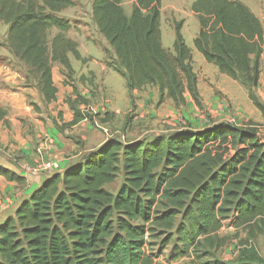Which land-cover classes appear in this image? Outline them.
I'll use <instances>...</instances> for the list:
<instances>
[{
  "label": "trees",
  "instance_id": "16d2710c",
  "mask_svg": "<svg viewBox=\"0 0 264 264\" xmlns=\"http://www.w3.org/2000/svg\"><path fill=\"white\" fill-rule=\"evenodd\" d=\"M73 7V0H0V21L8 27L0 46L28 67L29 76H38L47 103L57 93L52 64H60L68 77L69 54L84 62L77 43L64 35L71 23L57 16ZM190 9L199 24L194 49L221 75L247 86L264 118V106L252 94L259 82L264 23L240 1L195 0ZM91 12L114 52L112 69L129 91L156 88L158 105H185L186 94L199 104L183 22L174 25L172 50L162 44L161 0H136L130 16L120 0H93ZM52 30L58 33L50 40ZM76 103L67 126L84 120ZM6 116L0 107V123ZM120 173L118 191H107ZM0 177L24 183L2 166ZM226 226L247 233L231 264H264L253 245L264 235V142L255 128L219 123L150 141L108 138L46 177L0 223V264H154L173 236L184 253L201 244L224 247L226 239L217 234ZM158 237L163 239L152 252L148 240Z\"/></svg>",
  "mask_w": 264,
  "mask_h": 264
},
{
  "label": "rangeland",
  "instance_id": "374dc122",
  "mask_svg": "<svg viewBox=\"0 0 264 264\" xmlns=\"http://www.w3.org/2000/svg\"><path fill=\"white\" fill-rule=\"evenodd\" d=\"M73 1L75 2V7L65 9L61 13V17L63 18L64 16V19L72 25V29L64 35L74 37L77 34L81 36L91 35L92 40L89 41H92L94 46L100 45L102 47L100 40L102 38L93 34V31L96 30L91 12L93 0ZM234 1H241L264 23V0ZM132 2L133 0H122V5L129 8ZM191 2L192 0H165L162 12L164 21L170 20L172 17L173 13L170 8L174 4L177 5L176 17L188 19ZM7 29L8 27L0 21V43L5 41ZM55 31L57 30L50 32V40L57 34ZM185 31V36L189 38L188 29ZM191 31L192 26L190 28ZM109 49L106 50V65L112 69L116 66V59L114 52H112L110 47ZM192 66L197 76L199 104H196L191 96L186 94L185 105H176L172 101H166L158 105V93L153 87H145L140 91L142 99L136 98V96H133V90H127L125 80L124 88L128 91V96H126L127 93L124 91V101L120 98L115 101L103 100L97 91L91 92L93 98L91 97L87 100L81 98L77 92L78 88L72 85L74 81L78 80L77 78L74 80L72 77L74 72L69 74L64 80L58 74L56 77L58 78V90L60 92L62 91V85L69 86L72 89L71 96L73 97L75 94L76 98L74 101H77L78 106L82 109L78 111L84 115L85 122L89 125V128L96 134L101 133L107 139L117 138L120 141L122 140L123 143L136 140L150 141L158 136L185 131H198L219 123H228L242 128L252 126L257 131L258 139L264 142V118L250 100L248 87L241 82L233 81L221 75L213 65L206 63L203 59L196 58V54H192ZM260 73L263 75L261 82L264 84V47L260 58L259 79ZM258 86L252 89V94L264 106V85ZM108 106H111V110H108L110 108ZM29 177L39 178L38 176ZM122 180L123 176L120 173L115 182L106 185L105 189L115 194ZM3 188V185H0V194ZM217 236L226 239L224 247L209 249L206 245L201 244V246L191 247L185 252L186 254L184 253L185 249L180 243L176 242L173 236L170 244L158 255L159 258L155 260V263L159 264L169 261L174 264L233 263L238 255L239 243L247 238V233L243 230H236L226 226L218 232ZM162 239L163 237L149 239V250L156 252ZM253 245L256 247L259 256L264 259V235L253 241ZM182 252L185 256L182 255Z\"/></svg>",
  "mask_w": 264,
  "mask_h": 264
},
{
  "label": "crops",
  "instance_id": "0c3cea01",
  "mask_svg": "<svg viewBox=\"0 0 264 264\" xmlns=\"http://www.w3.org/2000/svg\"><path fill=\"white\" fill-rule=\"evenodd\" d=\"M120 1L125 15L130 16L136 0H133L129 8L123 7L122 0ZM164 1L161 0L160 20L163 46L172 50L175 39L174 25L183 22L181 34L186 45L192 54H196V58L203 59L193 46L199 32V24L193 12L190 10L188 19L177 18V5L174 4L170 8L172 17L164 21L162 13ZM194 1L192 0L189 7ZM61 13L62 11L57 16L61 17ZM187 29L190 33L189 38L185 36ZM93 34L100 36L96 30ZM66 37L77 43V51L84 60L76 61L71 54L68 55L74 72L72 77L74 80L78 79L72 83L78 88V95L89 100L93 98L91 92L97 91L103 100L115 101L120 98L124 101V91L128 96V89L124 88V79L106 65V50H110L106 41L100 36L102 38L100 47L89 41L92 40L91 35L77 34L75 37L70 35ZM28 71V67L19 62L8 48L0 46V107L7 112L6 122L0 123V166L24 179V183L18 185L0 177V185L4 187L0 194V223L7 217H12L17 204L27 199L46 177L53 174H44L39 178L29 177L25 174L26 167H38L42 161H51L58 162L62 170L67 169L107 140L101 133H94L84 120L67 126L74 117L71 105L74 104L76 96L75 94L71 96L72 89L69 86L62 85V91L58 90L56 75H60L63 80L67 78V72L60 64H52V80L57 93L55 100L49 103L44 100L38 89V76L35 74L29 76ZM262 78L263 75L260 73L259 86L264 85L261 82ZM154 90L158 93L156 88ZM140 91L133 90V96L142 99ZM108 107H110L108 110H111V106ZM73 108L77 111L82 110L77 103ZM166 263L168 262L159 264Z\"/></svg>",
  "mask_w": 264,
  "mask_h": 264
},
{
  "label": "built area",
  "instance_id": "2783aa9c",
  "mask_svg": "<svg viewBox=\"0 0 264 264\" xmlns=\"http://www.w3.org/2000/svg\"><path fill=\"white\" fill-rule=\"evenodd\" d=\"M84 121H86V120L84 119ZM93 124H94V120H93ZM61 170H62L61 165L58 162L42 161L38 167H26L25 174L28 176L40 177L44 174L48 175L50 173L60 172ZM166 264H174V263L168 262Z\"/></svg>",
  "mask_w": 264,
  "mask_h": 264
}]
</instances>
